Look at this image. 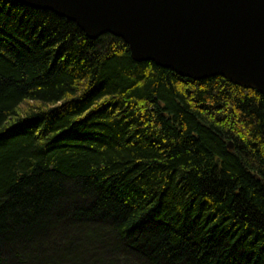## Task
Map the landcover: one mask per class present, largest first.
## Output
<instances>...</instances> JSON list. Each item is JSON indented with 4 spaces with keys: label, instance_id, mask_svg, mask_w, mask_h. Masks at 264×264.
I'll use <instances>...</instances> for the list:
<instances>
[{
    "label": "trees",
    "instance_id": "16d2710c",
    "mask_svg": "<svg viewBox=\"0 0 264 264\" xmlns=\"http://www.w3.org/2000/svg\"><path fill=\"white\" fill-rule=\"evenodd\" d=\"M0 264H264V95L0 0Z\"/></svg>",
    "mask_w": 264,
    "mask_h": 264
},
{
    "label": "water",
    "instance_id": "95a60500",
    "mask_svg": "<svg viewBox=\"0 0 264 264\" xmlns=\"http://www.w3.org/2000/svg\"><path fill=\"white\" fill-rule=\"evenodd\" d=\"M122 38L137 61L183 77L225 76L264 95V0H14ZM232 147V143H230Z\"/></svg>",
    "mask_w": 264,
    "mask_h": 264
}]
</instances>
